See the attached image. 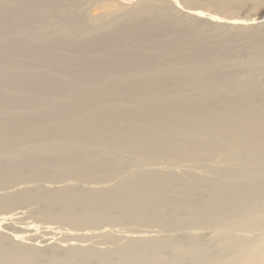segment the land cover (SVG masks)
Here are the masks:
<instances>
[{"label": "bare ground", "instance_id": "obj_1", "mask_svg": "<svg viewBox=\"0 0 264 264\" xmlns=\"http://www.w3.org/2000/svg\"><path fill=\"white\" fill-rule=\"evenodd\" d=\"M148 1L107 2L95 26L70 8L63 26L88 38L61 42L36 37L39 2L0 0V211L24 204L50 236L52 223L81 228L50 245L2 216L0 264H264V14L164 0L170 18H117ZM198 22L243 31L246 56ZM44 174L63 184H34ZM100 221L157 230L81 227Z\"/></svg>", "mask_w": 264, "mask_h": 264}, {"label": "rangeland", "instance_id": "obj_2", "mask_svg": "<svg viewBox=\"0 0 264 264\" xmlns=\"http://www.w3.org/2000/svg\"><path fill=\"white\" fill-rule=\"evenodd\" d=\"M29 1L31 3H34L35 1L39 2L38 7L46 8V11L49 9V11L46 13L41 12V11H36V12H29L26 14L27 16H31L33 20H36V21L40 20L39 21V22H41L40 24L37 23L38 21L36 22L38 25H41V24H43L44 26L46 25L45 26L46 29L45 30L40 29V31H39L38 35H36V37H39L40 40H46L48 38H51L52 40H57V41H61V42H66L69 39L74 40V39H78V38H82V37H85L84 39L88 38V36H86L85 33L78 35V34L73 33V30L68 29L66 26H63L62 22H64V21H63L62 15H64V12L66 13V11L68 9H70V8L73 9V7H75L80 12L83 11L84 13H86L83 16V19L85 21L90 22L91 26L92 25L95 26V25H98L99 22L95 21L93 19L92 14H94L96 12H100V11L104 12L106 9V3L107 2L111 3V4L114 3V0H29ZM191 1L203 3L204 8H206L208 13L213 12V13H216V14H219L222 16H254L255 17V16H258L259 13L264 14V4H262V3L259 4V2L251 1V0L244 2V3L241 2L240 0H224V1H221L218 5L213 4V0H179L181 5H186ZM163 3H164V0H149L148 3H144L143 5L139 6L132 13L121 12L120 14L117 15V18L121 17V16L126 17L127 14L130 15L128 17L131 21H136V20L143 18V17L150 18L153 15H158V16H161L164 18H170L169 15L161 7V4H163ZM147 4H148V6H150L151 9L147 7ZM133 5L136 6L137 4L134 3ZM167 6H169L170 8L173 7L171 3L167 4ZM61 11H63V12L61 13ZM172 18H176V17L173 16ZM16 24L20 25L19 23H16ZM262 27H264V26H262ZM196 29L198 30V32H202V33L209 35V37H208L209 42H211L212 45H215V44L224 40V41H226V44L232 53L239 54L241 56H246L242 52V50L245 49L243 46V40L241 39L243 31H239V30L234 29V30H231L229 32V34H225L226 32L225 33H223V32L217 33L216 32V34H217L216 35L215 33L212 34V32H213V31H211L212 26L206 22H198L196 25ZM210 31H211V33H210ZM222 31H224V30H222ZM101 32L103 34V37L106 38L109 42H112V43L113 42H119L114 37V35L112 33L113 31H112V24L111 23H108L105 28H101ZM208 32H209V34H208ZM210 34H212V35H210ZM222 34H224V35L222 36ZM214 36L216 39L214 38ZM31 38L32 37L27 36L28 40H30ZM212 38H214L215 41ZM31 40H33V39H31ZM0 47H6V45H4L2 43V40H0ZM242 73L243 72L240 73V71H235V72H231L230 76L234 80V79L240 78L242 76L241 75ZM45 178H46V174L42 175L41 178L36 179V180H38V182H36L34 184L38 185L40 182L41 186H45V185L48 186L50 182L49 183L46 182V181H48V179H47L48 177L46 178V180H44ZM25 182L27 184L29 183L28 185L33 184V183H31L32 181H24V183ZM61 183H52V184H54V186H56L57 184H61ZM52 184H50L49 186H52ZM23 205L24 204H21L20 206L24 210L21 209V207L18 205V207H20V209L23 211H25L28 208V210H26L28 212L25 211L23 215H21V213L17 210H9V211L4 210V211H0V218L2 216H5V215L11 217V219L7 220V222H11V224L13 225L12 226L13 229H16V226H22V225L27 226L28 224L31 225L33 228V231H34L32 234H36V236L38 237L36 241L38 242V240L43 239L41 237V235L43 237H45L43 235V233L44 234L46 233V231L44 232V230H46L44 227L47 226L48 224L43 223L44 221H42V223H41L40 222L41 220L36 221L37 219H39L37 215H36L37 216V218H36V216H35L36 213H33V212L31 213L30 208L27 207L26 205L25 206H23ZM29 210H30V212H29ZM25 213H27V214H25ZM30 214H33V215H30ZM28 215H30V217ZM33 217H34V219H33ZM30 223H32L33 225ZM35 224L38 225V228H37V225L35 226ZM0 225H1L2 229H5V224L3 223V221L0 222ZM42 225H43V227H41ZM49 225L51 227H57V228L60 227L58 229L56 228L58 234H55V233L51 234V236L55 235V237L54 236L53 237L56 239L54 240V238H52L51 241L49 239L50 242L53 241L52 243H50V245L61 244L62 240L67 238V234H65V233H67L66 231L68 229H70V231H77V232L81 229V228L80 229L79 228H76V229L72 228L69 225L64 224V223H52ZM81 227H83V228L103 227V228H106L109 231H111V233L113 234V237L117 236L120 238L121 236L126 235L124 233L128 234L131 232V230L133 231L135 228L138 227V225L137 224H131V223L100 221V222H96V223L81 224ZM146 227L143 226V227H138V228L141 231L146 230L147 228L150 229L151 231L157 230L156 227H154V229H153V227H149V226L147 228ZM53 231H55V228ZM59 231H62V232H59ZM120 234H121V236H120ZM45 235H47V237L50 236V234H45ZM119 238H118L117 244L124 243L127 240L126 238L119 240ZM95 239L89 240L87 243H92L93 246H107L108 245L111 247L116 244V241H115L116 239H114L113 242L112 241H106L102 238H97L99 240H97V239L95 240ZM24 241H29V240L24 239ZM101 241H102V243H100ZM104 241H106V242L103 243ZM9 242H10V240H9ZM48 243L49 242L41 243L43 245L41 248L44 249L47 246H50V245H47ZM211 245H214V244H211ZM255 253H258L257 258L259 259V257L264 254V246H262L261 251H255ZM253 262H254L253 259H250L248 261H244V263H242V261H239L238 264H253Z\"/></svg>", "mask_w": 264, "mask_h": 264}]
</instances>
